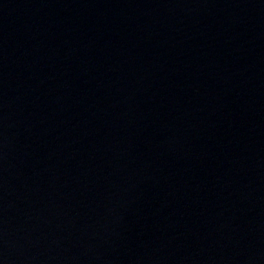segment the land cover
<instances>
[{
    "label": "water",
    "instance_id": "1",
    "mask_svg": "<svg viewBox=\"0 0 264 264\" xmlns=\"http://www.w3.org/2000/svg\"><path fill=\"white\" fill-rule=\"evenodd\" d=\"M0 264H264V0H0Z\"/></svg>",
    "mask_w": 264,
    "mask_h": 264
}]
</instances>
